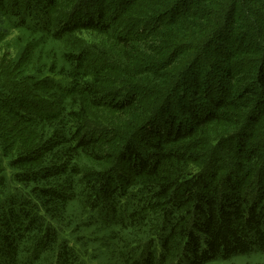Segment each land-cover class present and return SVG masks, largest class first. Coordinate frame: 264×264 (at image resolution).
<instances>
[{
	"label": "trees",
	"instance_id": "obj_1",
	"mask_svg": "<svg viewBox=\"0 0 264 264\" xmlns=\"http://www.w3.org/2000/svg\"><path fill=\"white\" fill-rule=\"evenodd\" d=\"M88 247L264 264V0H0V264Z\"/></svg>",
	"mask_w": 264,
	"mask_h": 264
},
{
	"label": "rangeland",
	"instance_id": "obj_2",
	"mask_svg": "<svg viewBox=\"0 0 264 264\" xmlns=\"http://www.w3.org/2000/svg\"><path fill=\"white\" fill-rule=\"evenodd\" d=\"M207 93L209 95H211V92L210 90H207ZM178 115H181V112H178ZM103 235L102 237L106 238L107 237V231L103 230ZM86 249V248H84ZM86 254H85V251L82 250V253L84 255V262L85 264H115V263H112V261H106V260H103L101 258L99 259H95L94 258V251L93 249H90L88 247V249L86 250ZM262 257L259 255V254H253V255H250V256H240V257H236L234 260L232 261H220V262H213V263H209V264H262Z\"/></svg>",
	"mask_w": 264,
	"mask_h": 264
}]
</instances>
